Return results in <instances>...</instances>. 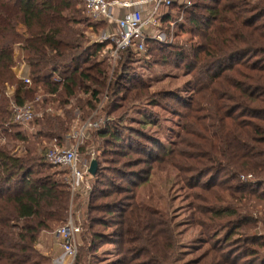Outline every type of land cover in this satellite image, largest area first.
Listing matches in <instances>:
<instances>
[{"label": "trees", "instance_id": "obj_1", "mask_svg": "<svg viewBox=\"0 0 264 264\" xmlns=\"http://www.w3.org/2000/svg\"><path fill=\"white\" fill-rule=\"evenodd\" d=\"M186 1L160 8L172 6L179 13ZM189 1L192 6L184 9L188 28H180L189 38L152 50L168 51L159 60L176 63L189 77L181 90L187 100L180 90L155 95L176 104L170 147L161 148L139 131L134 136L161 151L111 159L119 167L97 168L95 177L107 172L103 178L111 176L112 182L88 194L78 245L82 255L116 242L118 255L107 264H264V241L253 232L264 224V0ZM79 3L85 10L83 0H0V133L9 140L0 143V264H51V253L42 254L38 240L63 226L69 215V169L47 161L46 149L62 147L70 137L74 109L87 117L96 111L108 79L99 56L109 43L87 45L85 33L76 28L84 22ZM170 20L169 12L161 17ZM100 23L87 26L97 30ZM132 49L119 52L124 60L108 85L104 116L147 100V88L129 72ZM16 65L23 66L20 75L13 71ZM25 103L36 114L27 122L33 129L29 134L12 120L13 107ZM96 132L109 138L107 147L114 145L112 155L128 156L117 129L105 126ZM139 165L146 166L141 174L128 171ZM168 168L176 173V189L189 199L188 228L197 232L196 244L207 246L191 263H178L173 255L183 254L179 228L187 223L138 200L137 188L152 171ZM248 174L252 181L241 180Z\"/></svg>", "mask_w": 264, "mask_h": 264}, {"label": "rangeland", "instance_id": "obj_2", "mask_svg": "<svg viewBox=\"0 0 264 264\" xmlns=\"http://www.w3.org/2000/svg\"><path fill=\"white\" fill-rule=\"evenodd\" d=\"M247 1L256 2L259 0ZM190 6H192V2L188 0L185 3L184 9ZM171 7L159 9L158 16L147 28L148 38H146V49L142 52H137L133 48L132 54L134 58L133 61L128 64L129 72L134 71L137 82H143L147 88V100L143 99L139 102H136L134 107L131 109H128L124 112H120L122 110H118L111 113L110 116H104V113L102 112L109 99L108 85L116 77V73L120 67L119 60L123 63L124 59L118 55L113 61L111 58V46L107 44L103 48L99 56V60L101 61V67L107 73L108 79L106 83V89L104 90L101 97V103L97 105L96 111H94L88 117L87 114L82 115L80 110L74 109L75 120L72 122L70 137L67 138L65 144L62 146L69 149L78 141L77 151L79 154L80 165L89 166L91 159L94 158L97 161L98 168L101 170L107 169L108 167H119V164H115L114 166V164L111 162V159H120L125 161L130 158L135 159V157H147L148 153L151 151L150 149H153V151H151L153 153H159L161 151L159 146L152 147L150 143L142 140L140 137L134 136L133 133L136 134L139 133V131L142 132L148 141L157 142L158 145L160 144L162 146L161 148L166 149L170 147V141L174 136L173 132L176 131V125L178 121L177 116L175 115L176 104L175 102L169 103V100H163L159 97L156 98L155 95L180 90L177 92L178 95L180 94L182 100H187L188 94L181 90H184V84L188 81L189 77L185 74L181 67L177 66L176 63H164L161 62V59L159 60L161 57L165 58L166 55L169 56L168 51H158V54H156L157 52L153 54L152 50L153 47H156V44H161L166 47L173 44L181 45L189 38L187 32L180 30L181 26H183L184 30H187L188 28V26L184 23V9L180 10L178 13L177 9H172ZM78 8L81 10L80 15L84 22L83 24L77 25L76 28L82 30L85 33L87 37V45L94 42H101L100 36L102 35V32L104 30L111 31L115 27L113 23L108 24L104 22L98 24L97 30L91 29L87 25L90 23L96 24L100 21H93V19L88 16L87 12L83 10L82 3L78 4ZM165 12H169L171 14L170 22L161 21V17ZM147 47H151V50L148 51L149 48ZM156 58L160 62L156 61ZM187 86H185L186 90L188 89ZM7 89L10 91L12 88L9 87ZM106 94L108 95L107 97ZM78 97L84 98L83 95H78ZM38 99L40 98H37V100ZM169 99L171 100V98ZM153 101H155V104H152ZM54 109L55 108H49L47 110L55 113L56 110ZM57 113H59V111H57ZM121 113H123V119L120 120V123L118 117ZM90 117L92 122L97 123V127H93L88 131H84L83 135L78 138L77 135L83 125V122H85ZM20 126L28 134L33 130L30 124L27 123H21ZM105 126L110 127L111 129H117L124 137V141H122L120 146L125 152H129L127 157L120 158L118 154L115 156L112 155V151L115 150L113 148L114 145L112 144V146L108 147L105 145V141H110L108 140L109 138L104 139L97 135V129L103 128ZM8 141L9 140L4 138V136L0 133V143ZM21 148L18 147L16 151L19 152V150H22ZM141 148L142 150L144 149L143 153H133L134 151L140 150ZM118 151H120V149ZM145 168L146 166L143 165L133 166L128 171L141 174L142 169ZM104 175H108L107 172L100 174L98 177H91L86 174L84 176V181L79 187L78 191L75 192L74 195H71L72 197L69 207V215H71L74 219L73 221H75V223L80 226L78 235V242L80 243V246H82L80 235L82 233V223L84 221L85 205L88 202V194L92 192L93 189H103L107 184H109V182H112L111 176H108L106 179L103 178ZM175 175V171L169 168L166 172L153 170L149 180L137 188V193L139 194L138 200H144L141 201V204L149 209L173 215L177 220L182 221V223H187L186 225L179 228L181 231L179 241H181V243H183L185 246L183 249V254L173 255L175 257V261L178 263H191L200 258V255L205 251L207 246L204 242H200L201 244H196L198 242L197 239H195L197 232L192 228H188V220L186 219L189 212L186 205L189 199L184 198L185 192H181L176 189ZM113 177H115L114 179H118V181L120 180L117 176ZM240 178L241 180H253L250 174L241 175ZM123 181V183H126L127 178H124ZM134 181H137V178ZM57 228L58 227L55 226L53 233H43L37 243V249L42 254L51 253V264H54L56 257H58L61 253L60 236L57 234ZM109 231L110 229L104 230V234L107 235ZM253 232L264 241V224H258L256 228L253 229ZM109 240L112 241L113 237H110ZM115 243L116 242H109L107 244H102L101 246L99 245L97 246L98 249L96 251H90L86 255H82V252L78 250L73 264L76 263L78 258L80 264H107L109 261L115 259L118 255V247ZM262 255H264V251L261 250L260 256ZM48 264L50 263L48 262Z\"/></svg>", "mask_w": 264, "mask_h": 264}, {"label": "built area", "instance_id": "obj_3", "mask_svg": "<svg viewBox=\"0 0 264 264\" xmlns=\"http://www.w3.org/2000/svg\"><path fill=\"white\" fill-rule=\"evenodd\" d=\"M83 3L85 11L93 21L103 20L108 24L113 23L115 26L111 31L104 30L100 36V41H108L111 46V58L114 61L119 52L129 46H132L137 52L145 50L148 26L156 19L160 7L171 5L173 0H83ZM146 3L151 5L148 10L143 7ZM115 7L123 8V12L116 13ZM22 79L25 84L32 82L29 77ZM35 115L32 104L25 103L22 106L13 107L12 120L17 123H27ZM93 127H97V123L92 122L90 117L83 123L78 132V138L83 135L84 131ZM77 149L78 141L69 149L55 145L50 146L45 153L47 161L69 169L71 195L78 191L88 168V166L80 165ZM73 220L72 216L68 215L66 223L57 228L61 253L56 257L54 264L74 263L78 252L80 226Z\"/></svg>", "mask_w": 264, "mask_h": 264}, {"label": "crops", "instance_id": "obj_4", "mask_svg": "<svg viewBox=\"0 0 264 264\" xmlns=\"http://www.w3.org/2000/svg\"><path fill=\"white\" fill-rule=\"evenodd\" d=\"M150 4L149 3H146V4H144L143 5V7L145 8V9H149L150 8ZM115 12L116 13H122L123 12V8H120V7H115ZM17 52V51H16ZM18 53V52H17ZM13 71L15 72V74H17V75H20L21 74V72H22V66L20 65H16L14 68H13ZM45 233H53V232H45Z\"/></svg>", "mask_w": 264, "mask_h": 264}, {"label": "water", "instance_id": "obj_5", "mask_svg": "<svg viewBox=\"0 0 264 264\" xmlns=\"http://www.w3.org/2000/svg\"><path fill=\"white\" fill-rule=\"evenodd\" d=\"M97 168H98L97 161L93 158L89 163V166L87 168V173L90 176H94L96 174Z\"/></svg>", "mask_w": 264, "mask_h": 264}]
</instances>
